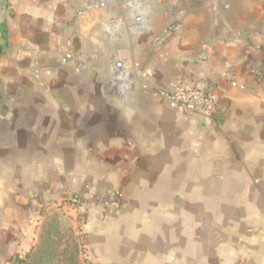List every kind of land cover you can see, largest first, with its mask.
<instances>
[{
  "label": "crops",
  "instance_id": "1",
  "mask_svg": "<svg viewBox=\"0 0 264 264\" xmlns=\"http://www.w3.org/2000/svg\"><path fill=\"white\" fill-rule=\"evenodd\" d=\"M70 56L92 69L117 59L136 70V90L120 118H88L82 131L78 118L73 170L53 185L2 175L0 158V264L30 246L32 201L17 180L56 198L118 196L103 222L106 259L119 243L121 264H264V0H0V154L2 124L3 149L20 147L10 106L31 91L22 80L65 74ZM176 84L209 88L213 118L154 97ZM39 125L27 133L43 140Z\"/></svg>",
  "mask_w": 264,
  "mask_h": 264
},
{
  "label": "rangeland",
  "instance_id": "2",
  "mask_svg": "<svg viewBox=\"0 0 264 264\" xmlns=\"http://www.w3.org/2000/svg\"><path fill=\"white\" fill-rule=\"evenodd\" d=\"M64 61L73 62V68H66L65 74L27 76L22 81L31 91L24 92L19 101L12 94L10 131L13 133L10 137L16 139L20 147L12 151L3 149L9 141L5 138L9 137V124H2V175H15L17 179L31 175L28 181L34 187L43 180L53 185L60 171L68 175L73 170L76 155L73 154L72 134L79 124L78 118L82 122L81 131L88 118H120L126 98L136 90V70L121 69L115 58L100 59L94 69L79 67L71 56ZM89 61L82 59V65H88ZM83 70L92 73L84 74ZM39 124L47 126L44 141L27 133L32 127L39 129ZM62 138H69L71 146L62 147ZM57 157L61 161H55ZM27 188L19 185L18 180L17 186L12 187L28 203L32 201L27 207L34 214L28 234L30 246L25 253L14 255L10 264H121L119 243H109L117 259L105 257L103 226L107 211L121 209L118 196L111 197L104 189L84 188L85 193H60L56 198L53 189H42L48 194L38 195L36 188L31 192Z\"/></svg>",
  "mask_w": 264,
  "mask_h": 264
},
{
  "label": "built area",
  "instance_id": "3",
  "mask_svg": "<svg viewBox=\"0 0 264 264\" xmlns=\"http://www.w3.org/2000/svg\"><path fill=\"white\" fill-rule=\"evenodd\" d=\"M154 97L172 109L185 110L203 118H213L216 96L206 87L176 84L170 89L154 90Z\"/></svg>",
  "mask_w": 264,
  "mask_h": 264
}]
</instances>
